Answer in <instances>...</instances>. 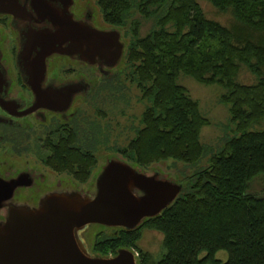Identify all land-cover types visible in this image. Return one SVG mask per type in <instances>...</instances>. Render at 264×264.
I'll use <instances>...</instances> for the list:
<instances>
[{"label":"trees","instance_id":"1","mask_svg":"<svg viewBox=\"0 0 264 264\" xmlns=\"http://www.w3.org/2000/svg\"><path fill=\"white\" fill-rule=\"evenodd\" d=\"M207 1L230 8L233 24L205 18L196 0H105L115 24L131 17L133 2L142 17L154 18L144 36L135 18L120 75L103 87L112 95L124 82L134 85L144 105L135 136L115 148L120 159L143 171L167 160L191 167L201 159L205 148L199 135L208 121L177 82L180 74L225 89L220 100L229 104L239 134L227 139L206 167L175 176L183 189L160 215L130 231L97 232L96 252L138 249L140 231L147 227L162 234L163 251L154 259L138 250L139 264H264V191L251 190L252 180L264 174V128H249L264 118V0ZM242 64L255 75L254 84L237 81ZM78 136L73 130L72 143ZM79 150L62 153L58 161L70 163L69 171L82 183L96 159L90 150ZM220 250L227 252L226 261L216 258Z\"/></svg>","mask_w":264,"mask_h":264},{"label":"flooded vegetation","instance_id":"2","mask_svg":"<svg viewBox=\"0 0 264 264\" xmlns=\"http://www.w3.org/2000/svg\"><path fill=\"white\" fill-rule=\"evenodd\" d=\"M105 3L0 0V223L8 215L9 204L37 202L44 193L70 184L71 178L76 180L69 171L72 165L63 166L58 160L71 149L86 150L84 139L93 122L73 106L74 101L86 102L95 90L118 78L124 60L123 56L116 65H110L109 58L86 61L78 53H66L70 44L64 37L50 46L34 33L53 32L55 23L64 25L70 14L85 26L119 31L125 55L121 29L110 11H105ZM45 45L53 50H45ZM67 86L77 89L70 103ZM40 89L60 94L55 110L37 103L35 91ZM73 130L79 133L75 143L71 141ZM85 133L86 138L80 140Z\"/></svg>","mask_w":264,"mask_h":264},{"label":"water","instance_id":"3","mask_svg":"<svg viewBox=\"0 0 264 264\" xmlns=\"http://www.w3.org/2000/svg\"><path fill=\"white\" fill-rule=\"evenodd\" d=\"M54 25V31L34 33L50 46L57 38L69 42L66 53H78L86 61L108 59L121 62L124 44L117 30H97L72 19ZM45 50H53V47ZM33 89H35L33 87ZM70 103L74 86H67ZM37 103L52 110L60 94L36 90ZM146 174L130 163L110 158L98 170L91 188L84 195L65 186L44 193L37 202L9 204L8 215L0 223V264H139L137 253L119 248L114 254L93 250L98 228L130 231L148 218L161 214L183 189V183L162 178L158 171ZM96 234V233H95Z\"/></svg>","mask_w":264,"mask_h":264},{"label":"rangeland","instance_id":"4","mask_svg":"<svg viewBox=\"0 0 264 264\" xmlns=\"http://www.w3.org/2000/svg\"><path fill=\"white\" fill-rule=\"evenodd\" d=\"M134 1V0H133ZM202 10L203 15L207 19L214 20L219 24L229 27L235 21L232 10H220L207 0H196ZM136 3V2H133ZM131 4V17L124 18L119 28L121 29L122 38L125 44L128 45L130 39L134 35V20L139 21L140 25L137 32L140 36H144L154 24V18H144ZM138 4V3H136ZM123 67L119 65V69ZM78 73V71H76ZM74 73L72 76L76 75ZM237 81L243 84H254L256 82L255 75L251 73L245 65H240L237 75ZM177 82L186 87L192 99L198 102V107L201 114L208 121L201 128L199 140L205 148V151L196 165L185 166L180 162L167 160L148 166L144 172L152 175L158 171L162 178H170L179 180L184 175H189L194 170L206 167L209 164V159L212 154L216 153L223 143L239 132L236 129V124L230 120L229 104L221 102L220 96L225 92V89L219 85H205L197 82L192 77L184 74L178 76ZM125 83V88L121 92L104 91V88L95 90L87 99L81 101L80 98L74 101V107H78L83 115H87L88 120L93 122L91 127H87L91 132L85 140V149L90 150L96 159V165L92 170L90 177L85 182H79L71 178L70 184L64 185L66 188L77 190L81 195H84L92 186L95 175L99 168L103 167L108 159H120L115 148L126 144L127 140L134 137L135 133L132 130L140 125V116L143 111V103L139 100V91L134 85ZM250 130H260L264 128V118L253 122L249 127ZM88 133V132H87ZM85 133V136L86 134ZM84 136V137H85ZM86 138V137H85ZM179 178H175V176ZM176 176V177H177ZM251 190L255 192L264 191V174L256 176L251 183ZM111 229L98 228L87 235V240L97 232L110 234ZM162 239L160 232L142 228L140 231V239L137 242L138 250L148 253L152 258L157 259L162 253ZM111 254V253H110ZM138 255V253H137ZM216 258L221 261H226L228 254L224 250H220L215 254Z\"/></svg>","mask_w":264,"mask_h":264}]
</instances>
